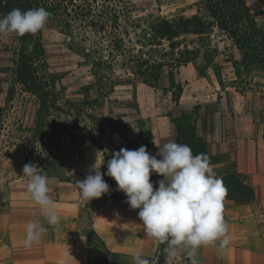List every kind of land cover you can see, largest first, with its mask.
Returning a JSON list of instances; mask_svg holds the SVG:
<instances>
[{
    "label": "rangeland",
    "instance_id": "374dc122",
    "mask_svg": "<svg viewBox=\"0 0 264 264\" xmlns=\"http://www.w3.org/2000/svg\"><path fill=\"white\" fill-rule=\"evenodd\" d=\"M198 2L93 0L89 17L72 21L63 9L49 11L42 66L52 103L45 110L14 80L12 59L2 54L14 45L8 41L11 35L0 38V201L16 200L27 191L23 167L35 163L49 178L50 193L57 189L50 194L54 200L80 206L79 218L88 227L104 205L131 208L107 175L110 195L91 202L81 199L77 181L86 177L97 151L104 160L105 154L114 153L111 128L100 133L92 115L126 125L131 138L151 155L159 151L156 144L176 142L187 144L194 155H206L211 163L236 150L230 133L244 137L252 123L264 124V67L255 66L229 32L215 27L209 35L180 34L174 53L167 39L156 40L153 28L161 20L190 18ZM247 2L264 32V0ZM103 24L105 34L100 31ZM74 106L81 109L78 114ZM234 170L227 163L219 172L223 177L235 175ZM244 181L239 176L226 184L229 195L234 187L248 196L240 186ZM93 244L103 252L95 234ZM157 247L153 264H166V244L157 241ZM176 260L182 262L183 253Z\"/></svg>",
    "mask_w": 264,
    "mask_h": 264
},
{
    "label": "clouds",
    "instance_id": "9594fccd",
    "mask_svg": "<svg viewBox=\"0 0 264 264\" xmlns=\"http://www.w3.org/2000/svg\"><path fill=\"white\" fill-rule=\"evenodd\" d=\"M50 16L43 7L13 9L0 18V37L35 35L45 28ZM156 146V155H151L143 145L135 150L121 148L107 161L106 173L101 171L105 164L102 152L97 151L88 174L77 181L81 199L91 202L111 194L104 176L113 178L117 191L126 195L132 209L139 210L145 236L166 244V264H174L182 253L190 264H199L198 249L217 241L219 248L224 249L230 243L229 226L222 214L227 189L206 155H194L187 144L176 142ZM153 173L162 177L158 188L151 182ZM22 176L27 178V192L40 207L47 224L59 227L61 217L50 195L49 178L35 163L25 164ZM47 230L38 220L28 222L25 247L39 244ZM132 258L134 264H150L139 250L132 253Z\"/></svg>",
    "mask_w": 264,
    "mask_h": 264
},
{
    "label": "crops",
    "instance_id": "0c3cea01",
    "mask_svg": "<svg viewBox=\"0 0 264 264\" xmlns=\"http://www.w3.org/2000/svg\"><path fill=\"white\" fill-rule=\"evenodd\" d=\"M229 136L236 150L210 164L220 179L221 166L233 164L235 174L245 179L240 186L249 194L231 189L222 210L230 243L224 249L219 248V241L203 246L197 251V259L199 264H264V124L252 123L244 137L234 132ZM56 192L54 188L50 194ZM55 203L61 217L59 227L47 224L26 190L16 200L1 199L0 264H134L132 253L137 250L153 264L159 253L157 241L145 236L137 210L104 205L91 216L88 227L79 218L80 206ZM32 220L48 230L39 244L28 248L26 225ZM94 234L102 244V253L93 244ZM174 264H190V260L183 254V261L175 259Z\"/></svg>",
    "mask_w": 264,
    "mask_h": 264
},
{
    "label": "trees",
    "instance_id": "16d2710c",
    "mask_svg": "<svg viewBox=\"0 0 264 264\" xmlns=\"http://www.w3.org/2000/svg\"><path fill=\"white\" fill-rule=\"evenodd\" d=\"M93 0H0V18H3L13 9H21L27 11L39 7L45 8L48 12L55 9H63V13L72 20H82L89 17L92 13ZM72 8V9H71ZM71 9V10H70ZM98 23V22H97ZM70 27V22H66ZM104 25V24H103ZM218 28L229 34L235 39L239 49L245 50L244 54L250 56L251 62L255 66L264 67V32L258 27V24L252 15L247 0H199L198 10L195 15L187 18L182 16L180 20H161L154 27L156 40L167 39L170 42L172 53L175 52L174 39L180 34L203 35L210 34L211 30ZM97 30V28H95ZM106 25L100 27V31L105 34ZM2 38V37H0ZM13 47L6 48L2 54L10 55L13 68L10 69L14 76V80L24 87L29 93L34 95L41 108L50 109L52 98H50L46 90L49 88V81L45 76V68L42 66V61L45 55L43 46V30L35 35L27 34L24 37H18L11 34L9 37ZM121 48L118 43L116 49ZM250 51V53L248 52ZM179 54H183L179 52ZM1 55V53H0ZM145 76V75H144ZM147 77V76H145ZM147 79V78H146ZM91 109V103L83 104ZM76 114L80 112L74 106ZM77 109V110H76ZM229 111L226 110V114ZM95 126L98 127L100 133H104L105 127H110L113 136L109 141V145L113 152L119 151L121 148L129 150L138 149L142 144H137L132 138L131 133L126 128V125L112 122L109 118H97L92 115ZM104 173L107 172V161L112 157L105 154ZM107 179L111 178L106 176ZM236 174H225L221 180L223 184H234ZM113 179V178H111ZM159 175L153 173L151 182L158 188ZM111 181V180H110ZM112 182V181H111ZM110 195V194H106ZM226 197H230L227 191Z\"/></svg>",
    "mask_w": 264,
    "mask_h": 264
}]
</instances>
